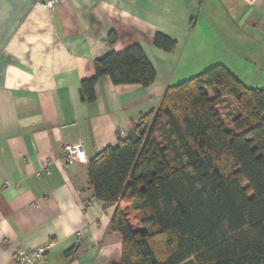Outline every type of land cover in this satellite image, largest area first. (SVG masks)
I'll return each mask as SVG.
<instances>
[{
    "label": "crops",
    "instance_id": "0c3cea01",
    "mask_svg": "<svg viewBox=\"0 0 264 264\" xmlns=\"http://www.w3.org/2000/svg\"><path fill=\"white\" fill-rule=\"evenodd\" d=\"M133 46L154 69L153 84L102 77L94 102L82 101L93 63ZM214 66L264 88V0H63L51 11L0 0V264L49 242L40 264H120L113 209L87 188L88 163L120 133L135 141V125L168 87ZM66 144L80 148L79 162H60Z\"/></svg>",
    "mask_w": 264,
    "mask_h": 264
},
{
    "label": "trees",
    "instance_id": "16d2710c",
    "mask_svg": "<svg viewBox=\"0 0 264 264\" xmlns=\"http://www.w3.org/2000/svg\"><path fill=\"white\" fill-rule=\"evenodd\" d=\"M93 71L79 88L88 103L102 77L143 88L155 80L138 46L96 60ZM134 132L87 167V188L113 209L120 264H264V88L214 66L168 87Z\"/></svg>",
    "mask_w": 264,
    "mask_h": 264
},
{
    "label": "built area",
    "instance_id": "2783aa9c",
    "mask_svg": "<svg viewBox=\"0 0 264 264\" xmlns=\"http://www.w3.org/2000/svg\"><path fill=\"white\" fill-rule=\"evenodd\" d=\"M43 4V6L51 11L52 8L59 2L63 0H35ZM120 138H123V134L120 133ZM81 160V151L76 144H66L62 148V154L60 156V162L62 164H73ZM52 248V242L46 243L37 248L22 251L18 250L14 253V260L18 264H35L44 258V256L49 253Z\"/></svg>",
    "mask_w": 264,
    "mask_h": 264
},
{
    "label": "water",
    "instance_id": "95a60500",
    "mask_svg": "<svg viewBox=\"0 0 264 264\" xmlns=\"http://www.w3.org/2000/svg\"><path fill=\"white\" fill-rule=\"evenodd\" d=\"M243 22H244V19L242 20V22L239 25L241 26ZM35 264H40V263H35Z\"/></svg>",
    "mask_w": 264,
    "mask_h": 264
},
{
    "label": "rangeland",
    "instance_id": "374dc122",
    "mask_svg": "<svg viewBox=\"0 0 264 264\" xmlns=\"http://www.w3.org/2000/svg\"><path fill=\"white\" fill-rule=\"evenodd\" d=\"M219 111L223 112V109H222V108H220V109H219Z\"/></svg>",
    "mask_w": 264,
    "mask_h": 264
}]
</instances>
